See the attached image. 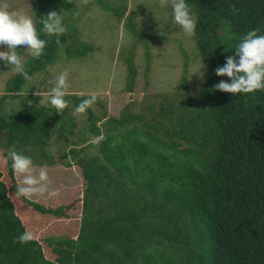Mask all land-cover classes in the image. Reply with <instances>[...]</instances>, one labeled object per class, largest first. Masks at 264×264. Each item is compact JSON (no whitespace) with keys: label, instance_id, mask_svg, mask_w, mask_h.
<instances>
[{"label":"trees","instance_id":"1","mask_svg":"<svg viewBox=\"0 0 264 264\" xmlns=\"http://www.w3.org/2000/svg\"><path fill=\"white\" fill-rule=\"evenodd\" d=\"M94 1L145 48L151 41L156 48L162 43L163 36L148 25L142 28L136 18L146 13L152 19L149 11L135 6L126 15L131 0H39L34 16L62 12L67 31L41 33L48 41L43 54L26 61V71L40 77L37 83L51 77L48 67L58 58L94 55L93 46L79 39L81 14ZM186 2L197 18L195 35L187 38L194 58L209 68L204 79L196 73L187 86L184 60L172 93L155 78L159 89L149 93L157 100L145 103L148 117L125 111L107 116L96 111L105 110L98 103L84 112L87 125L78 127L69 106L90 95L77 92H69L61 112L38 104L0 115V159L15 145L33 158L37 170L46 164L49 174L56 163L65 170L77 168L84 183L74 199L79 206L68 197L46 206L38 196L18 198L20 177L10 160L0 165V264H264V90L231 94L214 87L228 79L214 69L234 54L243 34L253 28L264 34V0ZM170 23L173 30L181 29ZM125 51L127 87L113 83V76V84L99 79L105 74L97 66L93 77L105 81L103 89L119 93L135 76L147 75L149 50L143 64L133 61L131 47ZM117 59L111 62L117 65ZM27 85L22 76L12 75L5 87L18 93ZM35 225L60 233L41 231L20 243L17 237Z\"/></svg>","mask_w":264,"mask_h":264},{"label":"rangeland","instance_id":"2","mask_svg":"<svg viewBox=\"0 0 264 264\" xmlns=\"http://www.w3.org/2000/svg\"><path fill=\"white\" fill-rule=\"evenodd\" d=\"M38 1L39 0H2L3 3L7 4L10 11L27 13L29 15L35 14V8ZM131 1H133L131 7L125 9L126 15L131 14V10L135 6H142L141 10H143V13L149 11L152 19L147 18L146 13H144L142 18L141 16H136V18H138L137 20H139V24L142 28H145L148 25L150 27L149 31L163 36L162 43L158 44V48H156V41H151L152 45L150 49L145 48L146 46L141 43V39L137 40L129 28L123 23L120 24L116 16L106 11L94 1L92 7L86 13L81 14L79 22L81 25L79 39L90 43L93 46L94 49L92 53H94V57L91 56L90 53L86 58H65L63 55V44L60 46V51L63 53L61 56L64 57L58 58L48 67L50 73H52L51 77L47 75L41 80V82L37 83V80H39L40 77L35 73L33 75V82L35 85H32L25 90L22 88L21 92L18 93H9L5 87L8 78L13 75L11 69H0V115H5L12 109L21 107L22 105L33 106L40 104L39 99L53 86L52 81H54L55 74L63 69H68L69 72V92H77L80 95H95L96 99L93 103L94 109L98 106V103H101L105 110L97 109L96 111H104L107 116L113 117H118L120 111L132 112L135 114L143 113L148 117L149 113L144 109V106H147L145 104L146 102H153L151 99H155L151 98L149 93H155V91L159 89L156 84L153 85L155 78H162L163 83L159 82L162 87H165V91L170 90L171 93L174 92L175 90L172 86H174V84H179L180 76L185 70V68H183L184 60H187L189 64L186 74L189 79L187 86H191L193 76L199 72L190 73V71L198 64L199 60L196 59V57L194 58L196 51L192 42L188 39L189 37L187 38L181 29L176 31L173 30V26L170 23L171 16L167 14V10L171 11V8H165V0ZM84 16H87L88 18ZM128 47L132 48L133 61L135 63L138 62L139 64H143L142 62L146 58V51L149 50L152 56L148 63L149 69L147 75L135 76L132 86H130L129 89H123V91L119 93L113 92L110 88H107L106 90L103 89L102 87H104L103 85L105 83L104 80H108L111 83L113 82L109 79V76H113V83L118 84L120 82L122 85L126 86V76L128 75V71L126 69L127 62L124 57L126 55L125 50H127ZM121 48L123 51L119 52ZM116 50L119 53H117ZM0 51L6 52L7 49H0ZM182 51L188 54L187 59L182 55ZM158 53H161L164 56H159L157 55ZM112 58H118L117 65L111 62ZM90 59H92V61ZM97 66H99V69L107 75H103V78L99 76V79H104L103 81L96 80L95 77H93L94 68ZM206 67L209 68L202 62V68L200 69V72H203L202 79H204V76L206 75ZM140 69V71H143L145 68ZM116 76H119L120 78L116 80ZM167 77L169 79L166 84L167 81H165L164 78ZM197 81L200 80L197 79ZM185 87L186 86H181V89H184ZM21 93H24V95L22 96ZM35 96H37L38 99H36ZM69 107L76 125L78 127L87 125L88 121L85 113H76L75 108L72 105ZM145 121L146 118L143 117L141 122ZM99 123L100 122H97L96 124ZM49 179L51 181L50 188L58 189L59 193L55 197H49L47 194L38 196V200L43 201L46 206L54 207L57 204L63 203L66 197H68L69 200L76 199L78 194L82 192L84 185L79 169L71 168L65 170L62 166L57 165V163L55 164L54 170L49 173ZM74 202L76 205L78 204L77 206L80 205L76 200L73 201V204ZM43 225L44 227H47L45 222ZM35 226L28 227V231L32 232L33 236H38L37 234L41 235V231L48 234H55L58 232L57 230L46 232L45 229L37 228V226ZM59 233L60 232L57 234Z\"/></svg>","mask_w":264,"mask_h":264},{"label":"clouds","instance_id":"3","mask_svg":"<svg viewBox=\"0 0 264 264\" xmlns=\"http://www.w3.org/2000/svg\"><path fill=\"white\" fill-rule=\"evenodd\" d=\"M164 6L166 9L171 8V11L167 10V14L171 16L172 22L181 28L183 34L189 38L193 37L197 18L186 0H165ZM63 19V13L55 10L39 18L27 13L12 12L7 4L0 0V49H7L6 52L0 51V67L5 70L11 69L13 75L22 76L28 82L27 88L35 85L33 76L26 71L27 58H40L43 54L48 41L41 38V33L53 36L67 31ZM38 24L42 27L38 28ZM258 33L259 29L253 28L243 34L233 47L234 54L226 56L225 62L214 69L217 76L228 78L216 83L214 86L216 89L231 94L264 90V34ZM201 68L202 58L190 73L199 72L203 76ZM68 75V69L55 74L53 86L39 99L42 106L52 107L56 112H61L68 106L69 101L65 98L70 94ZM95 99V95H92L81 100L76 105L75 112L84 113ZM9 160L14 175L20 177V184L15 185L14 192L18 198L44 194L49 197L58 195V189L50 188L51 181L46 164L38 166L37 170L33 158L23 150L17 149L15 145H10L6 149V155L0 159V165H7ZM32 238L33 233L30 231H25L17 237L20 243H26Z\"/></svg>","mask_w":264,"mask_h":264}]
</instances>
